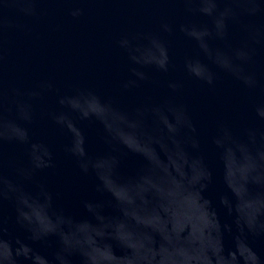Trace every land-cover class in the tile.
Listing matches in <instances>:
<instances>
[{"label": "water", "instance_id": "water-1", "mask_svg": "<svg viewBox=\"0 0 264 264\" xmlns=\"http://www.w3.org/2000/svg\"><path fill=\"white\" fill-rule=\"evenodd\" d=\"M0 264H264V0H0Z\"/></svg>", "mask_w": 264, "mask_h": 264}]
</instances>
